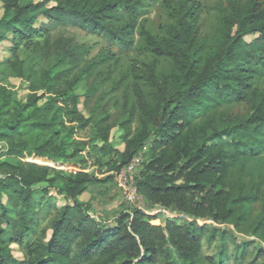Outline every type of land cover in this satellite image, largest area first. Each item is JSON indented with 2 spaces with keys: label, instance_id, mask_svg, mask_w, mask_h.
Returning <instances> with one entry per match:
<instances>
[{
  "label": "trees",
  "instance_id": "obj_1",
  "mask_svg": "<svg viewBox=\"0 0 264 264\" xmlns=\"http://www.w3.org/2000/svg\"><path fill=\"white\" fill-rule=\"evenodd\" d=\"M0 13L5 78L29 82L24 100L0 85V264H264V0H0ZM143 150L146 211L97 218L81 197Z\"/></svg>",
  "mask_w": 264,
  "mask_h": 264
},
{
  "label": "rangeland",
  "instance_id": "obj_2",
  "mask_svg": "<svg viewBox=\"0 0 264 264\" xmlns=\"http://www.w3.org/2000/svg\"><path fill=\"white\" fill-rule=\"evenodd\" d=\"M40 1L42 0H34V2H40ZM196 1L201 6H204L206 4H212L216 2L217 0H196ZM200 20L201 21L204 20V14L201 15ZM50 31H51V35L53 36V40L58 37H62V38L71 40L73 44H85V45L90 46L93 43V40L86 37L83 33L78 32L77 30H74L68 27L64 28V27H59V26H53L50 28ZM11 39L12 37L9 35L6 40L0 43V85L8 87V88L12 87L13 91H16L17 93V98L24 100V97L27 93V89L29 87V82H27L26 80H18V81L9 80V79L7 80L4 75L5 68L3 64H4V61L8 59L11 55V52H10ZM97 51H98V48L92 52L91 54L92 57H94ZM26 58H27V53L24 50L20 51V59L25 60ZM78 93L81 94L82 89H79ZM45 102L46 100L43 99L39 102V105H43ZM82 104H83V100H80V102L78 103V107L81 113L83 114V116L87 117L89 113L85 111ZM87 135H88V132H84L79 135L75 134L74 136L81 137L82 139H86L88 137ZM111 136H112L113 145L118 146L120 143L119 132L116 129H113L111 132ZM119 149H122V147L120 146ZM144 151L145 150L141 151L137 156V158L140 157V163L145 160ZM0 153H1V150H0ZM68 169L69 168H64V170H68ZM93 170L95 171L96 168L95 167L93 168L89 165L86 172H92ZM115 183L107 184V185H100V186H96V185L90 186L86 194H84L83 197H81L82 201H90L91 199H93L94 208L92 210V213H95L98 216L97 218L106 219L112 222L114 218L113 217L114 214L120 212L122 208L126 206L133 207L123 199L122 193L119 191ZM65 203L66 201H64V199H60V198L58 200L56 199V205L58 207L63 206ZM144 206H145V203H144ZM145 210H146V206H145ZM153 211L156 212V210H153ZM171 218H176V217H171ZM179 218L184 219V217L182 216H180ZM153 222H152L153 225H160V221H153ZM44 227H45V222H42L37 227L36 234L30 240L34 241L38 239L39 233L41 232V229H43ZM11 249L16 259L18 260L23 259L24 257L23 254L21 252H17L16 246H12Z\"/></svg>",
  "mask_w": 264,
  "mask_h": 264
},
{
  "label": "built area",
  "instance_id": "obj_3",
  "mask_svg": "<svg viewBox=\"0 0 264 264\" xmlns=\"http://www.w3.org/2000/svg\"><path fill=\"white\" fill-rule=\"evenodd\" d=\"M142 163V162H141ZM140 157L134 158L130 164L122 168L116 175V185L122 193L123 199L142 212H145L144 201L137 194L135 189V169L140 164ZM168 218L175 217L167 214Z\"/></svg>",
  "mask_w": 264,
  "mask_h": 264
}]
</instances>
